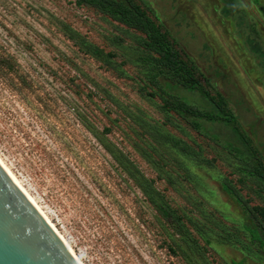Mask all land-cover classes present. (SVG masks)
I'll return each mask as SVG.
<instances>
[{"label":"rangeland","instance_id":"374dc122","mask_svg":"<svg viewBox=\"0 0 264 264\" xmlns=\"http://www.w3.org/2000/svg\"><path fill=\"white\" fill-rule=\"evenodd\" d=\"M222 99L264 166V0H132ZM231 9V10H230ZM76 0H0V159L82 264H264V231L223 191L264 210V186L171 110L136 63L140 33ZM85 43L112 53L111 64ZM8 65V64H7ZM201 111L214 106L168 82ZM174 136L191 152L172 146ZM123 162L120 165L115 159ZM130 172L151 181L189 236L174 232Z\"/></svg>","mask_w":264,"mask_h":264},{"label":"trees","instance_id":"16d2710c","mask_svg":"<svg viewBox=\"0 0 264 264\" xmlns=\"http://www.w3.org/2000/svg\"><path fill=\"white\" fill-rule=\"evenodd\" d=\"M96 8L103 14L109 16L112 20L124 25L127 30L131 29L140 33L135 36V42L138 47L136 63L143 69L144 78L155 92L168 95L172 101H166L169 108L178 114H181L192 128L201 132L200 121L207 123H218L230 129L241 143L246 151L228 142H219L218 137L214 134L209 137L228 153L240 159L243 163L241 174L247 177H253L264 186V166L258 160L255 153L250 149L246 135L241 133L237 127L235 117L228 111L227 105L222 99L216 100L194 77L192 67L188 66L179 56L178 51L174 48L173 43L168 39L166 31H161L160 26L132 0H76ZM88 54L101 59L105 64L110 65L112 53H104L98 47L85 43ZM8 64V65H7ZM7 60L0 59V73L12 71L13 66ZM168 82L181 91L197 94L201 98L210 102L213 110L201 111L196 109L192 104L183 101L179 96L168 93L164 88V83ZM168 136V135H167ZM172 146L179 148L182 152L189 154L191 149L182 144V141L174 136H168ZM115 159L120 165L123 162ZM135 172V171H134ZM130 172L129 174L135 180L136 184L142 190L145 197L155 207L159 215L166 220L171 229L181 236L188 237L185 230L184 222L179 219L176 212L170 207L160 203L155 196L158 194L153 190L151 181H147L142 174ZM223 191L228 194L237 204L240 205L244 213L248 214L256 225L264 231V210L257 206H249L247 201L239 194V191L226 179H221Z\"/></svg>","mask_w":264,"mask_h":264},{"label":"water","instance_id":"95a60500","mask_svg":"<svg viewBox=\"0 0 264 264\" xmlns=\"http://www.w3.org/2000/svg\"><path fill=\"white\" fill-rule=\"evenodd\" d=\"M0 264H79L1 164Z\"/></svg>","mask_w":264,"mask_h":264},{"label":"bare ground","instance_id":"6f19581e","mask_svg":"<svg viewBox=\"0 0 264 264\" xmlns=\"http://www.w3.org/2000/svg\"><path fill=\"white\" fill-rule=\"evenodd\" d=\"M0 164L6 169V171L10 174V176L14 179V181L17 183V185L21 188V190L24 192V194L28 197V199L31 201V203L36 207V209L41 213V215L46 219V221L51 225V227L55 230V232L61 237V239L64 241L68 249L71 251V253L74 255V257L77 259L79 264H82L81 261L77 258V256L74 254L70 246L67 244V242L64 240V238L61 236V234L57 231V229L53 226V224L49 221V219L46 217V215L42 212V210L38 207V205L35 203V201L32 199L31 196L22 188V186L19 184V182L16 180V178L12 175L10 170L7 168V166L2 162L0 159Z\"/></svg>","mask_w":264,"mask_h":264},{"label":"crops","instance_id":"0c3cea01","mask_svg":"<svg viewBox=\"0 0 264 264\" xmlns=\"http://www.w3.org/2000/svg\"><path fill=\"white\" fill-rule=\"evenodd\" d=\"M231 10V9H230Z\"/></svg>","mask_w":264,"mask_h":264}]
</instances>
